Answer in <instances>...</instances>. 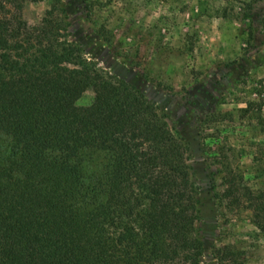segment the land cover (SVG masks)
<instances>
[{
    "label": "trees",
    "instance_id": "obj_1",
    "mask_svg": "<svg viewBox=\"0 0 264 264\" xmlns=\"http://www.w3.org/2000/svg\"><path fill=\"white\" fill-rule=\"evenodd\" d=\"M39 1L0 0V264H201L189 143L164 108L87 60L62 0L29 23ZM226 159L212 158L221 202L246 205L264 232V192Z\"/></svg>",
    "mask_w": 264,
    "mask_h": 264
},
{
    "label": "rangeland",
    "instance_id": "obj_2",
    "mask_svg": "<svg viewBox=\"0 0 264 264\" xmlns=\"http://www.w3.org/2000/svg\"><path fill=\"white\" fill-rule=\"evenodd\" d=\"M50 1L28 3L25 19L40 20ZM62 3L69 39L87 60L164 108L189 143L200 184L201 264H221L215 250L226 264H264V232L246 205L221 202L222 173H214L222 167L212 160L227 156L247 186L264 192V0ZM93 96L87 90L77 103Z\"/></svg>",
    "mask_w": 264,
    "mask_h": 264
}]
</instances>
